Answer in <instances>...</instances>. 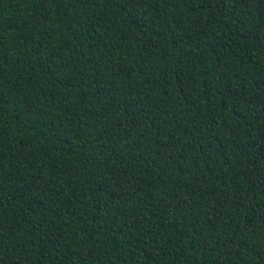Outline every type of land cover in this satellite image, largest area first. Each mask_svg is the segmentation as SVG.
<instances>
[{
	"label": "trees",
	"instance_id": "obj_1",
	"mask_svg": "<svg viewBox=\"0 0 264 264\" xmlns=\"http://www.w3.org/2000/svg\"><path fill=\"white\" fill-rule=\"evenodd\" d=\"M0 264H264V0H0Z\"/></svg>",
	"mask_w": 264,
	"mask_h": 264
}]
</instances>
